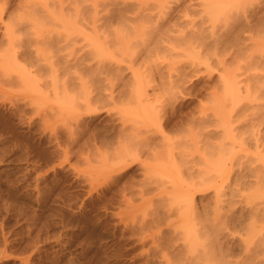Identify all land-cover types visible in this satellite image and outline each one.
I'll return each instance as SVG.
<instances>
[{"label":"rangeland","instance_id":"rangeland-1","mask_svg":"<svg viewBox=\"0 0 264 264\" xmlns=\"http://www.w3.org/2000/svg\"><path fill=\"white\" fill-rule=\"evenodd\" d=\"M6 1H8V2L6 3ZM18 1H20L19 2L20 5H18ZM18 1L16 3V0H0V8H2L4 12H6V13L2 12V14H0V25H1L0 26V38H1L0 39V45H1L0 50H3V49L6 50V51L4 50V52L0 51L1 52L0 54H2V53L5 55L7 54V56L10 55V57H11V62L9 63V66H8L9 68L7 67V71L9 73H7L6 70L3 68L0 69V264H168V263L169 264H179V263L182 264V262L183 261L185 262V260H186V259H184L185 258L184 254L188 251H186L185 247H184L185 249H183V247L181 246L184 243L182 240V233L180 234V230H179V228L181 227L182 224H180L177 221L179 217H177L175 219V222H174V217L178 216L175 213L176 212L175 210L178 209V211H177V213H178V212H180V210L182 208H180V205H179L180 210H179V208H176V207L174 209V207H173L174 205H172V204H174L175 198H173L174 195L172 196V193H174L175 189L170 187L171 186L170 185L169 187L172 190V191H170V188L168 187V185L171 184L172 181L169 182L170 180L168 181V178H166V177H169V175H168L169 173L167 174V171L164 172L162 170V172H163L162 174L168 175V176L162 175L161 174V168L166 170V167H167V170L169 172V170L171 169V167H169V164H170L169 162H172L174 160L173 162L175 164L174 165L170 164V165H172V167L175 166L173 168H175L176 170L171 169L170 172L172 174L175 173V175L173 174L169 178L171 180H173L172 176H174V179H175V176H177V177L179 176L180 178L178 177L177 179H179V181H180L179 183H180V185H182V188H184V187L187 188V185L189 186L188 183H190V185L194 184V183L198 184L199 177L197 178V176H196V175H198V173L196 175H194L195 174L194 171L196 172V170H197V172H198V169L200 168L199 173L202 172L201 170L204 169V167H202V169H201V167L199 165H202L204 161L202 159L203 156H200V155L202 152L204 154L206 151L209 153V151L207 150L208 148L204 147V146H208L209 144L203 145V144L199 143V142H203V141H205V139H207V138H204L202 141V138H201V135L199 132H201V131L202 132L203 131L208 132V130L213 132V131H215L214 129L217 126L214 127L215 121L213 122V124H209L206 122H205V124H203V123L198 124L197 120L194 122H193V120H194V118L197 119L196 117H198L200 115L199 113H203L202 112L203 110H204V112L206 110L207 111L209 110V108L208 109H205V108L202 109L201 106L204 103L205 104L202 107L208 106V104L210 103L209 98L211 100L214 97V96H212V94H214V95L219 94V98L224 97L223 96L224 93H222L223 91H221V89H222L221 82H216L217 80H220V77L218 75L221 73V70H222V72L224 71V73L226 71V74L231 72L233 75V78H232V75H231V78L234 79V77H235V79L237 80V81L236 80L235 81L238 82V84L235 86H236V88L238 87L237 90L239 92H237L238 94L235 92L236 93L235 95H237V96L234 95V97H236L237 99L236 98H233V99H236L237 101L240 100L239 101L240 103L235 102L236 100H234V101L229 100L228 103L231 106H228V109L226 108L225 109L226 111L225 110L224 111L227 113V115L228 114H230V115H228V116L226 115V117L224 115L223 117L224 118L230 117L229 118L230 121H227V119H224V122H225V120L227 123L232 121L231 124L228 123V124H230V126H228V127L229 128L232 127V130H235L238 132H240L242 129V132L246 130L247 132L246 131L245 132L247 134L249 132H250V134H252L253 132H255V133L260 132L262 134V131H264V127H263L264 126V124H263V122H264L263 121L264 120V106L262 107V105L264 104V99H262V98H264V94H263L264 93V90H263L264 87L261 88L264 85V83H263L264 82L263 81L264 80V38H263V36L260 37L261 40L259 38V36L262 35L261 33L264 32V29H262V26L264 27V25L258 23L257 20H255V22H252V24L254 23L255 26H253L254 24L253 25L251 24V26L249 25L250 31H251V29L257 31V32L254 31L252 33V31L251 32L249 31V27H247L248 25L246 24V22L243 24L244 21H247L250 19L249 16H246L247 14L251 15L252 11L264 9V5L262 3L264 1L263 0H260V1L259 0H257V1L251 0L250 2H248L249 1L248 0L247 3H248L249 8L247 6V3H243L238 7L240 8L242 5L247 6L248 10L247 9L246 10L249 11V13L246 12V10H245L244 14H241V13H243L244 8H246V7L239 9L240 11L236 10V8L234 7L228 11V12H230L233 10V12H231L232 14L231 13L227 14V12H225V14H227V15L224 14L225 16L222 15L221 17H219V19L217 18L218 21L215 20V24H214L213 20H212L213 23H211L212 21H205V20H208V19H206L207 18L206 14L200 13L201 15H198L199 14V12H198L199 8L203 7L197 3L198 0H122V1L128 2L127 3L128 10L126 8L125 13L123 12L125 15L123 14L122 18L118 19V21L116 20V18L115 19L110 18L108 23L112 22L111 23L112 25H110V23H109L108 26H106L105 30H104V35L107 36V38L108 37L110 38V36H111V38H113L116 31H118V33H119L122 30L121 33L124 34V32H125V34H124L125 36L130 31L129 32L130 34L128 33L129 35H127L129 37L127 38V36H126V40H130V41H128L129 45L131 44L129 46V49H128L129 51L127 52V50H126L124 52V54H122V53L117 54V52L115 53L114 51L111 52V54H113V57L116 59V61H118V62H116V64L118 66H115L118 68H114V69L112 68L114 72L110 68L107 69V67L105 69L103 68V70L102 69L99 71L96 70V72H95V70L93 69V68H95L94 65H96V69L99 66L98 64H94L95 63L94 61H96V59L92 60L93 56L91 54H86V52H84L83 50H82L83 51L82 52L81 49L78 47L73 48V50H70V48H68V49H65L67 51L60 50V49L57 51V49H55L54 48L55 46L53 45L54 47L52 49H53V52H55V54L54 53L52 54V51L51 52L49 51V50H51L52 43L50 45L47 44V42L49 43V40H50L49 37H51V35H53L52 37H55L54 34H51V33H47V34L46 33H43V34L40 33V34L35 35V34L30 33V32L27 33L26 31H24V32L20 31V33H19V31H17L19 34L17 32H15V34L17 33L16 37H14V35H15L14 32H13L14 35L13 34L11 35V36H13V38L11 36L8 37V35L4 34V33H6L5 25H8V24H6L4 22H6V21L8 22V20H9V22H8L9 24L11 22L13 23V20L15 19V17L17 18L16 15H18L16 9L18 10V8L23 5V2H28L29 0H24V1L18 0ZM111 1H113V0H109L108 2L111 3ZM116 1L122 2L121 0H116ZM254 1H255V3L258 1L262 3L261 6H259L260 3L258 4L259 9L256 8L258 6H257V3H256V5H255V3H253ZM10 2H12V4H10ZM14 2H15V4H13ZM244 2H246V0ZM30 3H31V1H30ZM189 6H191V7H189ZM251 6H254V7H251ZM30 7L32 8L33 6L31 5ZM133 7H135V8H133ZM250 7H251V10H249ZM260 7H262V8L260 9ZM201 9L199 11H201ZM252 9H254V10H252ZM10 11L11 12L13 11V13H11ZM19 11H20V9H19ZM234 11H237V12H234ZM137 13H139V14H137ZM10 14L14 17V19L12 16H10ZM235 14L239 15V16L243 15L244 18H243V16L242 17L240 16V19H239V18H237V16ZM7 15L9 18L7 17ZM137 15H139L140 18H138L139 16H137ZM231 15L232 16L235 15L236 19L234 16H233V18H234L233 19ZM2 16H4V17H2ZM200 16H202V18H204L205 20L204 19L202 20V18ZM11 17H12V19H11ZM143 17H145V19H143ZM7 18H8V20H6ZM246 18H247V20H245ZM3 19H4V21H3ZM137 19L138 20L140 19V21L142 19V23H140L139 26L140 27H142V25L145 26V27H143V29L142 28L140 29V27L138 29V26H133V24L134 25H136V23L139 24L140 21H138ZM237 19H239L238 22L242 21L241 22L242 24H240V22L239 23L236 22ZM124 21H126V22L123 24ZM127 21H128V23H127ZM134 21H135V23H134ZM115 23H116V25H113ZM126 23H127V25H129V23H130V26L127 27V25H125ZM210 23H211V25L212 24H214V25L211 26ZM234 23L236 25H238L239 27H242L243 32L239 33L240 34L239 36H241V34H242L241 37H245V43H243V44L239 43V42L236 43L237 40L234 37H232V34H234V32H232V29H231V31L228 29V27L229 28L236 27V25ZM223 24L225 26H223ZM160 25H162V26H160ZM229 25H231V26H229ZM245 25H247V26L244 29ZM257 25H259V27H261L260 31H258ZM115 27L116 28L119 27V28L115 29ZM253 27H256V28H253ZM113 28H114V30H113ZM120 28H123V29L120 30ZM126 28H127V30H126ZM129 28H130V30H129ZM135 28H137V29H136L135 34H134ZM246 28L248 29L249 32H247ZM138 30H139V32L143 31L140 34V36H139V34H136V33H139V32H137ZM131 31H133V32H131ZM244 32H246V33H244ZM258 32L260 33V35ZM256 33L258 35H256ZM112 34H113V36H112ZM1 35H2V37H1ZM246 35H247V38H246ZM251 35L256 36V38L254 36L253 41H252L253 37ZM20 36H21V39H18L17 37H20ZM8 38L10 41L8 40ZM15 38H16V40H14ZM24 38L27 40H25ZM232 38L235 40H233ZM246 39L247 40L251 39V41H249V40L246 41ZM258 40H259V42L261 41L260 44L257 43ZM17 41L19 43H17ZM28 41H29V43H28ZM252 42H253V44H252ZM44 43L47 45V47ZM244 44H246V46H248L250 44L249 45L250 47L248 46L246 49V46H244ZM5 45L7 46V48ZM9 45H10V47H9ZM186 46H188V48ZM25 47H26V50H25ZM48 47H50V48H48ZM27 49L29 51L32 50L34 52L36 50H40V49L41 50L47 49L48 51H46V54H47V52H48V55H49V52L52 54V56L54 58V62L52 64L53 69H51V72H49V74H48V72H46V74H45V72H38L37 66L32 59L33 56H32V54H29V51ZM186 49L187 50L189 49L191 52L186 51ZM191 49L196 50L197 54L192 52ZM24 50L27 51V53ZM7 51H8V53H7ZM197 51H199V53ZM188 52H190V53H188ZM23 53H26L29 56H27L26 54H25L26 55L25 56ZM3 54H2V56H3ZM59 54L62 55L60 58L61 61L60 60L57 61L58 58L55 60L56 57L60 56ZM63 54H65V55H63ZM190 54H191V56H190ZM199 54L201 57L199 56ZM204 54L206 55V58H207V59H205V61L207 60L208 62L204 61V57H205ZM192 55H193V58H192ZM15 56L17 57L18 60L16 59ZM202 56H203V60L200 59V58H202ZM20 57H22V58H20ZM194 57H195V59H196V57L197 58L200 57L199 58L200 60L199 59L195 60ZM27 58L28 59L31 58V59L28 60ZM63 58L66 60H64ZM187 58H189V59L187 60ZM191 59L195 60V63H194V61L191 62L190 61ZM76 60H77V62H75ZM56 61L58 64L56 63ZM88 61H91V62H88ZM188 61H189L190 65H187ZM200 61H201V63H200ZM92 62H93V64H92ZM55 63L57 64V66ZM192 63H194V64H192ZM196 63H198V64L196 65ZM205 63H208V65ZM87 64H88V66H87ZM113 64L114 63H112V66L114 67L115 64L114 65ZM77 65H81L82 67L86 66L85 68L87 70L89 67V70H88L89 72H90V70L92 71V69H93V71L95 73H97V71H98V74L100 73V71L106 70V71L101 73L102 75L101 74H99V75L94 74L93 71H92V73L90 72L91 73L90 76H92L94 74V77H96V78L98 77L99 79H101V80H98L100 83L97 84L96 86L94 85L95 83L93 84L95 86V89H94V86L92 84H91L92 86H90L89 85L90 83H87V84L85 83V82H87L85 80L87 78H89L87 76V74L89 75V73L86 71L85 68L83 69L81 66H79L80 67V69H79V67ZM90 65H92L93 67H91ZM182 66L184 68L183 70H182ZM32 67H34V68H32ZM165 67H166V69H165ZM61 68H63V70ZM119 68H120V70H119ZM126 68H127V70H126ZM160 68H162L161 71H159ZM195 68H197V71ZM74 69H75V71H74ZM109 69H110V71H112L111 73L109 72ZM116 69H117V71L119 70L117 73L115 71ZM136 69H138L139 72L144 71L143 75L145 77L142 76L144 78L143 79L144 81L148 75H150L149 79H151V80L154 79L155 83L161 84L165 80L163 85L158 84V87L162 86V88H163V89L160 87H159V89L157 88L159 90L160 94H161L162 90H165V88L167 89L164 91L165 93L162 92L161 96H159L160 94L157 93L158 91H156L157 96L154 97L156 99L153 102V103H155L153 106H157V108L154 107L153 112L156 111V113H158L161 109H163V110L160 111V113H158V114L154 113V116L156 115L155 116V119H156L155 120L156 121L155 126H154V124L150 125L149 126L150 130L147 129V130H149L148 131L149 134H147L148 132L145 133V134H147L146 137L148 136L147 137L148 139L145 138V135L143 132L144 130L142 128L143 126L141 127L142 129H140L139 127L141 125H138V124L135 125L134 122L131 123L130 120H129L130 122H128L127 121L128 119H126V122H124L125 124L123 123L122 119L124 117L122 116L121 112L123 113L124 110L122 109L121 106H123L124 104H122L121 100L116 99L117 95L119 94V92H118L119 86L121 87L120 84H122L121 82L123 80H126L125 78L130 79L131 71L136 70ZM194 69L196 72L194 71ZM70 70H71V72H70ZM77 70H79V71H77ZM83 70H85L87 74L85 73V71L82 72ZM228 70H229V72H228ZM25 71H27V72L29 71L30 73H27ZM122 71H123V73H122ZM158 71L160 74L158 73ZM166 71L168 73H166ZM178 71H179V73H178ZM183 71H185V72L183 73ZM3 72H5L6 75L10 74L9 77H7L8 75L6 76L5 73H3ZM21 72H23V76H24V74H26L27 77L29 76V79L31 81H33V79L35 80V78H36L37 84L33 85L34 88L32 87L33 90L34 89H36V90L29 91L28 90L29 88L27 86H25L24 84H22V85L20 84V82L22 83V81H20L21 78H19L22 76ZM31 72H32V75H28V74H31ZM65 72L67 75L65 74ZM69 72L71 75L69 74ZM75 72H77V73H75ZM81 72H82V74H81ZM163 72H165L164 75H166V74H170V75L164 76L165 79H163V77L161 78ZM197 72H198V74H197ZM19 73H21V76H18ZM60 73H62V75H64L65 77L62 76ZM119 73L121 74V76L119 75ZM182 73L184 75H182ZM186 73L187 74L189 73L188 78H187ZM54 74L58 75V79L59 80L61 79L60 80L61 82H58L59 80L56 81L57 79H55V78H57V76H55V78L52 81H54V84H56V86L57 87L59 86L60 88H61L62 84H64L63 82H67V81L73 82L74 81V82H76V84L77 83L79 84L78 80H80V82H82L83 80L85 81L83 84H84V88L86 87L85 88L86 94L85 93L84 94L79 93V94H77L78 96L75 94V97H73V99L74 98H78V99L77 100L74 99L75 101L71 102L70 108L68 106V109H67L68 112H66V113L63 112L64 110L67 111L66 107L63 108L61 106V104H59L60 101L59 100L57 101L56 98L54 101H53V98H51L52 96L55 97L53 95V92H52L53 91L52 86H55V85H53L51 82V79L53 78V77H51V75L54 76ZM114 74L115 75L117 74L116 75L117 78L115 77ZM151 74H153V77H152L153 79L151 78ZM222 74L223 73H221L220 75H222ZM60 75H61V78H60ZM80 75H81V78L78 77ZM84 75H86L87 78H85ZM31 76H35V78L32 77L33 78L32 79ZM83 76L85 79L83 78ZM119 76L121 77V80L123 79L122 81L120 80ZM169 76H171V77H169ZM175 76H177L178 79H176L177 77H175ZM181 76H184V77L182 78ZM12 77L14 80L11 79ZM70 77H72L73 79ZM172 77L174 78L173 80H172ZM62 78L63 79L66 78L68 80L63 81ZM69 78H70V80H69ZM77 78H80V79H77ZM96 78H94V80ZM106 79H108V80H106ZM114 79L115 80L118 79L119 81L118 80L114 81ZM147 79H148V77H147ZM160 79L162 80V82L160 81ZM211 79H213V80H211ZM16 80H18V82ZM94 80L92 79V82H95ZM167 80H170L171 84H173V83L176 84V82H177V84L175 86H174V84L173 85L167 84L168 85L167 86L166 85V83H168ZM214 80H215V82H214ZM109 81H112V82H110V84H109ZM33 82H35V81H33ZM33 82H31V83H33ZM58 83H60V84H58ZM103 83L106 84L105 87L106 86H108V87L105 88ZM113 83H117V84H113ZM145 83H146V81H145ZM147 83H149V81H147ZM147 83H146V86L148 87L149 84L147 85ZM150 83H152V84H150L151 86L154 85V83L152 81H150ZM179 83H180V85H179ZM218 83H219V86H217ZM29 84H30V82H29ZM170 85H171V87H170ZM212 85H213V87H212ZM151 86L148 87V90H147L148 92L151 91L150 90V89H152ZM163 86H165V88ZM87 87L89 89V92H88ZM219 87H220V89H218ZM246 87L247 88L249 87L250 93L249 92L248 93L250 95H251V93L252 94L255 93L254 95L256 97V95L258 94L257 97L259 99H262L263 101L254 100L256 98L253 95L250 96V98L253 96L251 99L249 97L246 98L245 97L246 94H245L244 97L246 98V100L250 99V101L247 100L249 105L248 104L242 105V104L247 103V102H245L246 100H244V101L241 100V99H243V96H241V95L242 94L244 95V93H246L244 91V89ZM38 88L40 89V92H39ZM98 88H100L99 89L100 91L98 90ZM112 88H114V89H112ZM247 88H246V90H247ZM107 89L109 90V92ZM125 89H127V87ZM95 90H97V91H95ZM116 90L118 92L117 94H116V92H113ZM110 91L113 93V96L115 95V97H113V100L108 98L107 99L108 101H105L106 100L105 97H107L106 96L107 93L110 94ZM32 92H34V93H32ZM100 92H101V94L105 93V92L106 93L102 94L103 96H101V94H99ZM215 92L217 94H215ZM87 93H91L90 96H88V99L90 102L89 104L87 103L88 99L85 98V96L87 97V95H89ZM50 94H52V95H50ZM249 94H247V95H249ZM80 95H81V97L79 98ZM83 95H84V97L82 99ZM93 95H95V96L93 97ZM46 96H48V97L46 98ZM91 97L94 98V101H93V99H91L92 101L90 100ZM50 98H51V100H50ZM100 98L102 99V101L100 100ZM252 99L255 102L251 101ZM115 101L118 102L120 105L121 104L122 105L120 106L118 103H117L118 105L116 103H113ZM124 101L125 100H123V102ZM256 101H259V103L261 102L260 105H258V102L256 103ZM231 102H232V104H231ZM235 103L239 104V106L237 104V106H238L237 108H235V106H234ZM252 103H254V105L256 103L260 107L257 108L256 107L257 105L252 106ZM105 104H107V107ZM58 105H60V106H58ZM241 105H242V107L243 106L244 107L242 108ZM96 106H97V108H96ZM100 106H102V107H100ZM225 106H227V104L224 105V107ZM251 107H254V108L256 107V108L254 109ZM101 108H104V109H101ZM117 108H119V110ZM155 108L159 109V111L155 110ZM198 108L201 109L202 111L201 110L199 111ZM229 108H231L232 110L231 109L229 110ZM233 108H235V109H233ZM56 109H59V110H56ZM60 109L63 110L62 111L63 113L60 112ZM109 109H111V110L109 111ZM120 110H122V111L120 112ZM56 111H59V112H56ZM207 111H206V113L210 112V110H209V112H207ZM228 111H230V112H228ZM161 112H163V113L161 114ZM169 116H171V117H169ZM158 117H161V120ZM206 117H208V116H206ZM221 117H219V118H221ZM125 118H126V116H125ZM123 120L125 121V119H123ZM168 120H169V122H168ZM121 121H122V123H119ZM176 121H177V123H176ZM216 122H217V120H216ZM221 122H223V121L221 120ZM129 123H130V125H129ZM123 124H124V126H123ZM160 124H162V125H160ZM175 124L177 125L176 127H178V128L174 127ZM217 124H219V123L217 122ZM196 125L199 128H197ZM201 125H203V127H201ZM132 126H133V128H132ZM135 126H136V128H137V126H139L138 128L140 130L136 129ZM159 126L161 128L164 127L163 128L164 131H161V132H163V134L165 133L168 135V136H165V134H164V136L166 138L163 136V139L165 138L164 139L165 141L162 139L163 134H161V132H159V130H157V129H160ZM219 126H221V125H219ZM249 127H251L250 130H249ZM118 128H119V130H118ZM217 128H220V127H217ZM217 128H216V130H217ZM222 128L223 127L221 126L220 130H222ZM225 128H227V127H225ZM235 128H237V129H235ZM124 129L126 131H124ZM134 129H136V130H134ZM251 129H254V130L252 131ZM130 130L131 131L133 130L132 136H130ZM160 130H162V129H160ZM165 130L167 133L165 132ZM197 130H198V132H197ZM229 130H231V128ZM122 131L125 133H122ZM135 131L141 134L138 137V139H139V142L142 143V145H141V143L137 144L138 141L134 142V146L133 145H130V146H132L131 148H133V149H135V147H136L135 150H137V151H134L133 149H129V150H131V151H129L130 153L127 151L129 153V155L133 151L135 155L133 156V152H132L131 156H133V158L135 157V159H132L131 156H130V159H128L129 157L127 155H126L127 157L125 156L126 157V159H125V157L122 156L124 158V159H122L123 161L121 162V160H120V163L117 164L116 162H119V160L117 158H119L121 156L114 157L112 154V152H113L112 150L113 149L117 150L115 148H118V146H123V143L127 144L128 142H125V140L128 138V136L133 137V139H134V137L136 135V139H137L138 133H136ZM139 131H141L143 134ZM150 131H151V133H150ZM154 131L156 133H154ZM251 131H252V133H251ZM127 132H129V133H127ZM192 132L194 134H191ZM245 132H243V133H245ZM159 133H160V135H159ZM123 134H125V135H123ZM152 134H153V136H152ZM190 134L193 137L190 136ZM247 134H246V138H247ZM154 135L157 137V138L156 137L155 138L159 139L160 142L154 138ZM157 135H159V136H157ZM125 136H126V138H125ZM141 136L142 137L144 136L143 140H142ZM243 136L245 137V135H243ZM220 137H222V136H219L217 139V137L215 136L214 138L217 139V142H215L216 139L214 140V138H213L212 143L216 144L218 142L219 143L221 142L220 144L223 143V147H224L226 145L225 142L227 143V140L225 138H223L224 136L222 137L223 139H219ZM248 137H249V134H248ZM118 138L121 140H118ZM152 138H154L153 141H152ZM128 139H132V138H128ZM146 140H149V141H146ZM161 140H163V141H161ZM166 140H167V142H166ZM208 140H211V139H208ZM208 140H206L205 142H207ZM218 140H220V141H218ZM119 141H121V143L123 142L122 145ZM150 141H152L153 143ZM155 141H157L158 143ZM192 141H193L194 145H193ZM117 142L120 143V145ZM154 142H155V144H154ZM162 142H164L165 144ZM209 142L211 143V141H208V143ZM228 142H229V140H228ZM108 143H110V144H108ZM130 143L132 144V142H130ZM196 143H199L200 145H198ZM111 144H112V146H111ZM159 144H163L164 147L166 144H168V148L167 147L164 148L163 145H162V147H157V146H159ZM143 145H145V147L143 148L144 152L142 153L141 147H143ZM192 145L194 146L195 151L197 152L195 154L192 153V152H194ZM196 145L198 147H196ZM250 145L251 144L247 145L248 148L245 145V147L249 150H247L245 148L243 149L244 151L246 150V152L249 151V152H247L248 154L246 152H244L241 148H240L241 150L239 149L240 153H241L240 154L238 147H237V149L235 147L233 151L231 149H230L231 151H228L229 150L228 148H227L228 150H225L226 146L223 149V148H221L222 145L221 146L219 145L220 146L219 148L221 149L220 152L223 150L227 151V152H224V153H227V155L223 154L225 156L224 160L225 161L227 160L225 165H224L225 168H226V166H230V165L233 166L235 164V160L237 162L236 165L240 164L239 166L237 165L238 167H240V170H238L239 169L238 167H236V168H232V167L229 168L228 167L225 170V171H227V169L228 170L232 169L233 172L227 171L228 174L231 173L229 175L230 177L228 176L229 177L228 183H230V184H228V185L225 184L226 187L229 186V188H228L229 190L228 189L226 190V187L224 186V188L222 190L223 193L220 194L221 197L219 195L217 197L219 200L218 203L220 202L219 205L221 204L220 207H218L219 210H217V212L219 211V215L220 214L222 215V213L224 211L222 217H224L225 215L227 216V213L229 211H230L229 212V214H230L232 210L233 211L237 210V212L239 210H241L240 207L243 208L244 204H242V203H244V202H241L240 200L243 199V196L245 194H246V196H244L245 199H243V201L246 200V198H248L249 194L251 195V197L249 196L250 199L248 201H250L252 198L255 201L256 200L255 198H257V197H254L253 194H251L252 192H250L248 194V192L250 190L249 191L246 190V188H245V187H247L246 183H243L246 186L241 184L240 182L243 181L242 180L243 178L239 179V176H238V175H241V176L245 175L246 171L249 168L251 170L253 169L252 167L255 165L254 163H256V164L258 163L256 161L257 158H255L256 153L252 154V152H256V150H254V148H252L253 146L251 147ZM110 147H112V148H110ZM137 147H138V149L140 147L141 151L138 150ZM227 147H229V146H227ZM127 148H128V146H127ZM145 148H146V150H145ZM153 148L156 150V153H158L157 155H160V157L163 156V158H165L164 156H166V158H165L166 161L162 158V160L164 161V162L162 161V163L164 165L167 163V165L163 166V164L160 161L161 158H159L157 155H155V153H153V152H155V150ZM197 148H201V149H199L200 152L197 151ZM202 148L205 150L202 151ZM122 149H120V150H122ZM190 149L193 151L191 152ZM148 150H149V154H148ZM151 150H152V153H151ZM188 150H190V153ZM252 150H254V151H252ZM168 151H171L170 155H169L170 157H171V155H175L177 157H175V158H173V160H171L172 158L170 159L169 156L165 155V154H168ZM138 152H141V153L139 154ZM230 152H232V153H230ZM233 152L236 153L234 156H233ZM109 153L112 154V157L109 156L110 155ZM115 153H116V151H115ZM115 153H114V155H116ZM117 153L119 154V152H117ZM137 153H138V156H137ZM145 153H146V155H145ZM206 153H205V155H206ZM221 153H223V152H221ZM228 153H230V155L231 154L232 155L228 156L229 155ZM237 153H239V154H237ZM243 153L246 154L247 156L250 155L251 159H250V157H248V160H246L247 158L244 157L246 155L243 156ZM141 154H143V155H141ZM147 154L149 155V157ZM154 155L157 156L156 158L157 159L159 158L160 160L158 159V160L154 161V157H155ZM236 155L237 156L239 155L240 157H237ZM241 155L243 156V158H245V161L246 162L249 161L250 164L246 163L243 160ZM136 156L138 158L143 157V159L140 158V160L142 162L145 160L147 162H149V163L144 162L143 164H145V165L149 164L151 167L147 166L149 168L148 169V168H146V166L144 167L143 165H141L140 160ZM191 156L193 158L195 157L194 159H196V160H194ZM113 157L116 158L117 160H115ZM172 157H174V156H172ZM210 157H213V155H211ZM234 157H236V158L234 159ZM252 157H253V160H252ZM198 158H199V160H198ZM205 158H208V157H205ZM151 159H153V160H151ZM176 160H177V162H176ZM250 160H252V161L255 160V161L250 162ZM158 161H160V162H158ZM192 161L196 166L192 163ZM197 161H201V162H199V164H197ZM240 162L242 163V165ZM200 163H202V164H200ZM246 164L247 165L249 164V165L247 166ZM236 165H234V166H236ZM198 166H199V168H198ZM256 166H259V165L257 164ZM142 167H144V168H142ZM193 167L194 168L197 167V169L193 170ZM235 169H237L238 171ZM242 169L243 170L247 169L245 171V174H244V171ZM144 171H147L145 174H147L149 179H148V177H146V175L144 176ZM241 171L243 172V174H241L242 173ZM182 173H183V175H180ZM201 174L202 173H200V175H199L200 177H201ZM236 174H237L238 178L236 177ZM181 176H182V179H181ZM146 178L148 179V182L146 181L147 180ZM150 178L153 181H151ZM161 178H165V181L161 180ZM233 178H235V179H233ZM195 179L196 180L198 179L197 182L195 181ZM155 180H156V182H155ZM160 181H162V183L160 185H158V183H160ZM163 181L168 182L167 185H166V183L164 185ZM176 182H178V180ZM181 182L185 183V184L187 183L186 186H185V184L183 185ZM237 182H238V187L236 186ZM145 184H147L146 185L147 187L144 186ZM153 185H155V186L157 185V186L154 187ZM231 185H233L234 187ZM162 187L163 188L166 187V188L163 189ZM235 187L238 191L236 189H234ZM155 188H157V190ZM232 188H233V191H235V190L236 191L233 192ZM143 189L146 193L143 191ZM147 189L151 190V191H148ZM146 190L150 193H148ZM168 190H169V192H172V193H170L171 196H170V194L168 196ZM165 191L167 192V197H166ZM205 191L206 192L201 193L202 191L199 190V192H198L196 190V193L194 196V201H195L194 204L196 203L195 206H197V211L200 214H202L201 209L203 212L204 211L203 209H205L206 207H207L206 208L207 213L208 214L211 213L210 209L212 207L214 209V205H215V204L213 205L214 201H212V200H215V198H213L212 189L209 188ZM139 192H142L143 195ZM231 192H233V193H231ZM147 193H148V195H146ZM138 194H141V195H138ZM225 194H226V196H225ZM144 195H146V196H144ZM198 195H199V197H198ZM139 196H140V198H141V196H143L142 200L139 198ZM230 197L232 198V200L234 202L231 201ZM168 198L171 199L170 202L172 201V204H170L172 206V208H170V210H172V211L168 210L169 208L167 207V204H166L168 201ZM229 198H230V200H228ZM206 199H207L208 203L205 201ZM238 201H240L241 204ZM170 202H168V203H170ZM222 202H224V203H222ZM229 202L230 203L233 202L231 205L234 204V208H236V209L232 208L231 210H228V208H230ZM202 203L206 207L202 206L203 205ZM218 203H217V206H219ZM175 205H177V207H178L177 203ZM182 205H181V207H182ZM226 205H228V206H226ZM162 207L164 209H166V211L164 209L161 210ZM184 207H186V205ZM163 210L167 214H164L165 212ZM169 212H171V214H172V215L170 214L171 218H170ZM149 213L151 216L149 215ZM245 213L247 214V212H245ZM155 214H157V215H155ZM190 214H189V216L191 217L192 214L191 215ZM204 214H206V212ZM204 214H202V216ZM142 215H145V216H142ZM146 215L147 216L149 215V216L146 217ZM141 216L144 217V219H142ZM164 216H166L168 219ZM172 216H173V218H172ZM202 216H201V218H202ZM160 217H162V218L160 219ZM192 217H193V215H192ZM222 217H220L221 220H222ZM246 217H248V215ZM163 218L166 220H163ZM224 218H227V217H224ZM257 218H258V220H260V219H262V216L259 215ZM145 219L147 222L143 221ZM151 219H152V221L149 222ZM246 219L248 221L251 218L250 219L246 218ZM223 220H225V219H223ZM254 220H252L254 227L257 226V224L258 225L261 224V221H258L256 219L257 220V222H256V220L255 221ZM141 221H143V224ZM153 221L156 222L158 225L156 223H154ZM247 221H245L244 224L242 222L240 224L245 225ZM144 222H146V224ZM152 222H153V224H151ZM194 222H196V220ZM223 222L225 223L226 221H223ZM254 222H256V224ZM140 223L143 225V227H141L142 225H139ZM148 223H150V224H148ZM173 223H175V225ZM177 223L180 225V227H178L177 229H174L175 227L178 226V225H176ZM220 223H219V225H220ZM224 223H221V224H224ZM166 224H168V225H166ZM227 224H228V226H227L228 228H229V226L231 227V228H229V229H231V231L234 230V232L236 234L238 233L240 236L242 235L241 237H243V238H244V236H243L244 234H241V233H245V232L248 233V230H247L248 228L246 229L244 227L245 226L249 227V224H247L245 226L242 225L243 227H240L243 231H241V229L237 226L236 222H234V224H236L235 225L236 227L234 225L232 227V225L230 224V221ZM238 224H239V222H238ZM250 224H251V222H250ZM144 225H146V226H144ZM159 225H160V227H159ZM164 225H166L167 227ZM173 225L175 227H172ZM219 225H218V227L221 226V225L220 226ZM147 226L149 228L152 226L151 227L152 229L150 228L151 229L150 230ZM223 226L224 225H222V227ZM239 226H241V225H239ZM222 227H220V228H222ZM259 227L257 226L255 228H259ZM154 228L158 234L156 233L155 230H153ZM251 228H252V226H251ZM166 229H168V230H166ZM171 229H173V230H171ZM161 230H162V232H161ZM174 230H175V232L178 230L176 232L177 234H179L178 236H176L175 232L173 233ZM239 230H240V233H239ZM145 231H147V232H145ZM252 231H253V233H250V234H253L252 235V237H253L255 235L254 232H256L257 230L251 229V232ZM169 232H171L172 235L169 234ZM153 234H155V235H153ZM200 234H202V232H200ZM142 235H143V237H142ZM145 236H146V238H145ZM156 236L157 237L159 236V237L157 238ZM179 236H181V238ZM257 236L258 235L256 233V235L253 238L257 239ZM149 237L151 239H148ZM178 239L182 242L180 243V241ZM249 239L252 240L251 237L250 238L248 237V239H246V237H245V240H249ZM174 240L175 241L177 240L176 241L178 243L177 246H176V243ZM196 241H198V240H196ZM202 242L203 241L200 240V243H202ZM197 243L199 244V242H196V244ZM199 245H201V244H199ZM202 246L197 247L198 250L199 249L201 250V252L203 249ZM178 249H181V250L179 251ZM176 250H178V251H176ZM195 252H196V250H195ZM180 253H181V256L183 255L182 257L180 256ZM165 254H167V256H170V257H168V260L165 259V258H167V256ZM186 255L190 256L189 253H186ZM201 255H203V254L201 253V254H199V256L197 255L198 256L197 258L199 259V261L202 260V258H205V255L203 257ZM199 261H197V262H199ZM203 261H204V259H203ZM166 262H168V263H166ZM184 262H183V264H184Z\"/></svg>","mask_w":264,"mask_h":264},{"label":"bare ground","instance_id":"bare-ground-1","mask_svg":"<svg viewBox=\"0 0 264 264\" xmlns=\"http://www.w3.org/2000/svg\"><path fill=\"white\" fill-rule=\"evenodd\" d=\"M17 1L18 0H16V3H17ZM24 1V0H23ZM22 1V2H23ZM30 1H31V3H30ZM109 0H29L28 2H23V5L22 6H18L19 8H18V10L16 9V11H17V13H18V15H16L17 16V18L15 17V19H14V17L10 14V16H12L13 17V23L11 22L10 24L8 23L9 22V20H8V15H7V19L6 20H8V22L6 21V22H4V23H6V24H8V25H5V31H6V33H4V34H6V35H8V37H10L12 34H13V32H14V34H15V32H17V31H19V33H20V31H26L27 33H32V34H40V33H51V34H54V36L55 37H52L53 35H51V37H49L50 38V40H49V43L47 42V44H51L52 43V46H51V50H49L50 52L52 51V54L54 53L55 54V52H53V47L55 48V49H57V51L60 49V50H65V49H68V48H70V50H73V48H75V47H78V48H80L81 49V51L83 50L84 52H86V54H91L92 56H93V59L92 60H95L96 59V61H94L95 63L94 64H98L99 66H98V68L96 69V65H94L95 66V68H93L94 70H95V72H96V70H103V68L105 69L106 67H107V69L108 68H110V69H114V68H118V67H115V66H118L117 64H116V62H118V61H116V59L113 57V54H111V52L112 51H114L115 53L117 52V54H124V52L127 50V52L129 51L128 49H129V46L131 45H129V43H128V41H130V40H126V36L127 35H129L130 33V31L126 34V36L124 35L125 34V32H124V34L123 33H121L122 32V30L121 29H123V28H120V32L118 33V31H116V33L114 34V37L113 38H111V36H110V38L108 37L107 38V36H105L104 35V30H105V27L106 26H108V24L110 23H108V21L110 20V18H116V20L118 21V19H120V18H122V15L125 13V11H126V8H127V3L128 2H125V1H122V2H120V1H116V0H113V1H111V3L110 2H108ZM245 0H198V4H200L201 6H203V7H201V8H199V10L201 9V11H199L198 10V12H199V14L198 15H201L200 13H204V14H206L207 15V18L206 19H208V20H205L204 18H202V16H200L201 18H202V20L204 19L205 21H214V24H215V20H217L218 21V19H219V17H221L222 15H224L225 14V12H227V14L228 13H231V12H233V10L232 11H230V12H228L229 10H231L232 8H236V10H238V11H240L239 9H241V8H244V7H246V8H244V10H243V13H241V14H244V11L247 9V6H248V3H247V1L248 0H246V2H244ZM251 0H249L248 2H250ZM257 1V0H256ZM260 1V0H259ZM256 2L257 3V6H258V4L260 3V5L259 6H261L262 5V3H263V5H264V2ZM264 1V0H263ZM8 1H6V3H7ZM20 1H18V5H20V3H19ZM191 2V1H190ZM26 3V4H25ZM110 3V4H109ZM137 3V2H136ZM243 3H247V6H241L240 8L238 7V6H240L241 4H243ZM252 3V2H251ZM253 3H255V1L253 2ZM256 3H255V5H256ZM10 4H12V2H10ZM13 4H15V2L13 3ZM25 4V5H24ZM180 4V3H179ZM33 6L32 8L30 7V6ZM187 5V4H186ZM250 5V4H249ZM9 6V5H8ZM259 6L258 7H256V8H258L259 9ZM13 7V6H12ZM17 7V6H16ZM24 7V8H23ZM130 7V6H129ZM189 7H191V6H189ZM196 7V6H195ZM251 7H254V6H251ZM251 7H250V9L249 10H251ZM263 7V6H262ZM262 7H260V9L262 8ZM133 8H135V7H133ZM185 8V7H184ZM183 8V9H184ZM248 8H249V6H248ZM19 9H20V11H19ZM22 9V10H21ZM182 9V8H181ZM188 9V8H187ZM198 9V8H197ZM255 9V8H254ZM254 9H252V10H254ZM10 10V9H9ZM12 10V9H11ZM127 10H128V8H127ZM241 10V11H242ZM248 10V9H247ZM246 10V12H248L249 13V11H247ZM14 11V10H13ZM13 11L11 12V13H13ZM185 11V10H184ZM2 12H4L3 11V9L2 8H0V14H2ZM9 12V11H8ZM21 12V13H20ZM124 12V13H123ZM181 12V11H180ZM195 12V11H194ZM234 12H237V11H234ZM4 13H6V12H4ZM16 13V12H15ZM14 13V14H15ZM178 13V12H177ZM183 13V12H182ZM137 14H139V13H137ZM141 14V13H140ZM148 14V13H147ZM180 14V13H179ZM227 14H225V15H227ZM232 14V13H231ZM238 14V13H237ZM247 14V13H246ZM245 14V15H246ZM251 14V13H250ZM125 15V14H124ZM144 15V14H143ZM142 15V16H143ZM182 15V14H181ZM224 15V16H225ZM236 15V14H235ZM233 15L234 17H235V19H236V16H237V18H239L240 19V16L242 17L243 15ZM15 16V15H14ZM137 16H139V15H137ZM136 16V17H137ZM147 16V15H146ZM232 16V15H231ZM233 16H232V18H233ZM246 16H249L250 17V19L249 20H247V18L245 19V20H247V21H244L243 22V24L246 22V24L248 25H245L244 26V29H245V27L247 26V27H249V25L251 26V24H252V22H255V20H257V22L258 23H260V24H262V25H264V9H261V10H257V11H252V14L251 15H246ZM2 17H4V16H2ZM12 17H11V19H12ZM135 17V16H134ZM206 17V16H205ZM209 17V18H208ZM138 18H140V16L138 17ZM218 18V19H217ZM243 18H244V16H243ZM17 19V20H16ZM132 19V18H131ZM143 19H145V17H143ZM163 19V18H162ZM211 19V20H210ZM222 19V18H221ZM234 19V18H233ZM239 19H237V21L236 22H238V20ZM16 20V21H15ZM112 20V19H111ZM135 20V19H134ZM138 20V19H137ZM3 21H4V19H3ZM136 21V20H135ZM135 21H134V23H135ZM138 21H140V19L138 20ZM137 21V22H138ZM213 21L211 22V23H213ZM126 21H124L123 22V24L125 23ZM240 22V24H242L241 22L242 21H239ZM238 22V23H239ZM256 22V23H257ZM112 23V22H111ZM110 23V25H112ZM119 23V22H118ZM127 23H128V21H127ZM127 23L125 24V25H127ZM140 23H142V19H141V21L139 22V24H137L136 23V25H134L133 24V26H138V29H139V25H140ZM211 23H210V25H211ZM121 24V23H120ZM122 24V25H123ZM214 24H212L211 26H213ZM235 24V23H234ZM254 24V23H253ZM252 24V25H253ZM259 24V25H260ZM3 25V24H2ZM113 25H116V23L115 24H113ZM124 25V26H125ZM132 25V24H131ZM236 25V24H235ZM259 25H257L258 26V31H260V29H261V27H259ZM1 26V25H0ZM121 26V25H120ZM119 26V27H120ZM130 26V23H129V25H127V27H129ZM160 26H162V25H160ZM223 26H225L224 24H223ZM229 26H231V25H229ZM233 26V25H232ZM253 26H255V24L253 25ZM118 27V28H119ZM143 27H145V26H143L142 25V27H140V29L142 28L143 29ZM2 28V27H1ZM108 28V27H107ZM118 28H116L115 27V29H118ZM134 28V27H133ZM252 28V27H251ZM253 28H256V27H253ZM136 29L137 28H135L134 29V34H135V31H136ZM145 29V28H144ZM228 29L231 31V29H232V32H234V34H232V37H234L237 41H236V43L237 42H239V43H245V37H241L242 36V34H241V36H239L240 34L239 33H241V32H243L242 31V27H239L238 25H236V27H232V28H229L228 27ZM247 29V28H246ZM262 29H264V27L262 26ZM108 30V29H107ZM113 30H114V28H113ZM126 30H127V28H126ZM129 30H130V28H129ZM125 31V30H124ZM141 31V30H140ZM245 31V30H244ZM249 31H250V27H249ZM248 31V29H247V32H249ZM251 31H252V33L254 32V31H256V30H252L251 29ZM250 31V32H251ZM131 32H133V31H131ZM137 32H139V30L137 31ZM143 32V31H142ZM142 32H139V33H136V34H139V36H140V34L142 33ZM145 32V31H144ZM257 32V31H256ZM18 33V32H17ZM16 33V34H17ZM18 33V34H19ZM106 33V32H105ZM244 33H246V32H244ZM259 33V32H258ZM3 34V35H4ZM13 34V35H14ZM14 35V37H16L17 35ZM22 34V33H21ZM249 34V33H248ZM262 35H260V33H259V38L261 37V36H263V38H264V32H262L261 33ZM235 35V36H234ZM245 35V34H244ZM243 35V36H244ZM250 35V34H249ZM248 35V36H249ZM253 35V34H252ZM251 35V36H252ZM256 35H258L257 33H256ZM109 36V35H108ZM112 36H113V34H112ZM255 36V35H254ZM254 36H252L253 38H252V41H253V39H254ZM1 37H2V35H1ZM12 38H13V36H11ZM129 36H127V38H128ZM241 37V38H240ZM250 37V36H249ZM18 39H21V36L20 37H17ZM240 38V39H239ZM246 38H247V35H246ZM251 38V37H250ZM255 38H256V36H255ZM1 39V38H0ZM17 39V40H18ZM25 39V38H24ZM30 39V38H29ZM42 39V38H41ZM233 39V38H232ZM231 39V40H232ZM235 39H233V40H235ZM244 39V40H243ZM8 40H9V38H8ZM14 40H16V38L14 39ZM25 40H27V39H25ZM43 40V39H42ZM232 40V41H233ZM249 41H251V39H248ZM247 39H246V41H248ZM256 40V39H255ZM260 40H261V38H260ZM10 41V40H9ZM19 41V40H18ZM17 41V43H19ZM257 41V40H256ZM2 42V41H1ZM12 42V41H11ZM14 42V41H13ZM26 42V41H25ZM32 42V41H31ZM235 42V41H234ZM261 42V41H260ZM260 42H259V40H258V42L257 43H259L260 44ZM28 43H29V41H28ZM256 43V42H255ZM23 44V43H22ZM45 44V43H44ZM248 44V43H247ZM252 44H253V42H252ZM4 45V44H3ZM15 45V44H14ZM46 45V44H45ZM54 45V46H53ZM235 45V44H234ZM250 45V44H249ZM248 45V46H249ZM6 46V45H5ZM13 46V45H12ZM17 46V45H16ZM25 46V45H24ZM244 46H246V44H244ZM248 46H246V49H247V47ZM0 47H1V45H0ZM9 47H10V45H9ZM14 47V46H13ZM46 47H47V45H46ZM187 48H188V46H186ZM250 47V46H249ZM4 48V47H3ZM6 48H7V46H6ZM17 48V47H16ZM24 48V47H23ZM48 48H50V47H48ZM238 48V47H237ZM240 48V47H239ZM13 49V48H12ZM11 49V50H12ZM132 49V48H131ZM4 50L5 49H3V50H0V51H3L4 52ZM17 50V49H16ZM15 50V51H16ZM25 50H26V47H25ZM24 50V51H25ZM28 50V49H27ZM192 50V49H191ZM6 51V50H5ZM18 51V50H17ZM16 51V52H17ZM23 51V52H24ZM29 51V50H28ZM46 51H48L47 49L46 50H36L35 52L34 51H29V54H32V59H33V61L35 62V64H36V66H37V70H38V72H45V74H46V72H48V74H49V72H51V69H53L52 68V64H53V62H54V58H53V56H52V54L49 52V55H48V52H47V54H46ZM56 51V52H57ZM65 51H67V50H65ZM82 51V52H83ZM185 51V50H184ZM186 51H190L189 49L187 50L186 49ZM13 52V51H12ZM26 53H27V51H25ZM126 52V53H127ZM191 52V51H190ZM190 52H188V53H190ZM192 52H194V53H196V50H192ZM198 53H199V51H197ZM1 53V52H0ZM7 53H8V51H7ZM18 53V52H17ZM26 53H23L24 55L26 54ZM59 53V52H58ZM69 53V52H68ZM202 53V52H201ZM3 54V53H2ZM2 54H0L1 56H0V69L1 68H3V69H5L6 70V72L7 73H9L8 71H7V67L9 66V63L11 62V57H10V55L9 56H7V54L5 55V54H3V56H2ZM10 54V53H9ZM16 54V53H15ZM21 54V53H20ZM62 54V53H61ZM192 54V53H191ZM191 54H190V56H191ZM197 54V53H196ZM195 54V55H196ZM206 54V53H205ZM204 54V61H205V59H207L206 58V55ZM23 55V56H24ZM27 56H29L28 54H26ZM25 55V56H26ZM57 55V54H56ZM60 55V54H59ZM63 55H65V54H63ZM194 55V56H195ZM202 55V54H201ZM17 56V55H16ZM15 56V57H16ZM22 56V57H23ZM55 56V55H54ZM61 56L62 55H60V56H58V57H56L55 58V60L58 58V60L57 61H61ZM68 56V55H67ZM189 56V55H188ZM199 56H200V54H199ZM9 57V58H8ZM22 57H20V58H22ZM187 57V56H186ZM201 57V56H200ZM199 57V58H200ZM26 58V57H25ZM70 58V57H69ZM192 58H193V55H192ZM199 58H197L196 57V59H195V57H194V59L195 60H198ZM16 59H17V57H16ZM28 59V58H27ZM29 59H31V58H29ZM28 59V60H29ZM64 59V58H63ZM68 59V58H67ZM115 59V60H114ZM189 58H187V60H188ZM200 59H202L203 60V56H202V58H200ZM199 59V60H200ZM209 59V58H208ZM18 60V59H17ZM21 60V59H20ZM64 60H66V59H64ZM91 60V61H92ZM195 60H193V59H191L190 61L192 62V61H194V63H195ZM27 61V60H26ZM31 61V60H30ZM57 61H56V63H57ZM63 61V60H62ZM91 61H88V62H91ZM66 62V61H65ZM64 62V63H65ZM75 62H77V60L75 61ZM79 62V61H78ZM107 62V63H106ZM190 62V63H191ZM197 62V61H196ZM205 62H208L207 60L205 61ZM55 63V64H56ZM80 63V62H79ZM85 63V62H84ZM104 63V64H103ZM112 63H114L113 65H114V67L112 66ZM188 63V64H187ZM186 64L187 65H190L189 64V61L187 62ZM194 63H192V64H194ZM200 63H201V61H200ZM58 64V63H57ZM57 64H56V66H57ZM77 64V63H76ZM92 64H93V62H92ZM103 64V65H102ZM107 64V65H106ZM198 63H196V65H197ZM205 64H207L208 65V63H205ZM204 64V65H205ZM61 65V64H60ZM71 65V64H70ZM75 65V64H74ZM82 65V64H81ZM81 65H77L78 67L79 66H81ZM186 65V66H187ZM203 65V64H202ZM55 66V67H56ZM73 66V65H72ZM71 66V67H72ZM84 66V65H83ZM87 66H88V64H87ZM91 67H93L92 65H90ZM101 66V67H100ZM121 66V65H120ZM168 66V65H167ZM185 66V65H184ZM54 67V66H53ZM76 67V66H75ZM82 67V66H81ZM86 67V66H85ZM85 67H82L83 69L85 68ZM198 67V66H197ZM9 68V67H8ZM32 68H34V67H32ZM122 68V67H121ZM131 68V67H130ZM171 68V67H170ZM188 68V67H187ZM62 70H63V68H61ZM79 69H80V67H79ZM86 69V68H85ZM93 69H92V71H93ZM110 69H109V72L111 73L112 71H113V69H112V71H110ZM123 69V68H122ZM121 69V70H122ZM161 69L162 68H160V70L159 71H161ZM165 69H166V67H165ZM184 68H183V66H182V70H183ZM196 69V71H197V68H195ZM195 69H194V71H195ZM225 69V68H224ZM57 70V69H56ZM59 70V69H58ZM61 70V71H62ZM88 70H89V67H88ZM87 69H86V71L89 73V75L86 73V71L85 70H83L82 72H84L85 71V73L87 74V76L89 77V78H87L86 77V75H84L85 76V78H87L85 81H87V82H85L83 79V81L82 82H80V80H78L79 81V84L77 83L76 84V82H63V81H66V80H68V79H63L65 76L64 75H62V73H60L62 76H64L62 79H63V83L64 84H62V86H61V88L58 86H56V84H54V81H52L54 78H55V76H57V78H55V79H57L56 81H58L59 79H58V75H55L54 74V76L53 75H51V77H53L52 79H51V82H52V84L53 85H55V86H52L53 87V95L55 96V97H51V98H53V101L55 100V98H56V100L58 101H60V103L59 104H61V106L63 107V108H65L66 107V110L68 109V106H69V108H70V105H71V102L72 101H75V100H77L78 98H74L73 99V97H75V94L77 95V94H84L85 93V88H84V82L87 84V83H90L89 85L90 86H92L94 83V85L96 86L97 84H99L100 82L98 81V80H101V79H99L98 77V79L96 78V77H94V74H98V71H97V73H95L94 71V74L92 75L94 78H96L95 80H94V78L92 77V76H90L91 75V73H92V71L90 70V72L88 71ZM119 70H120V68H119ZM118 70V71H119ZM126 70H127V68H126ZM129 70V69H128ZM138 69H136V70H133V71H131V73H130V79L128 80L127 78H125L126 80H121V74L119 73V77H120V80L122 81H120L122 84H120L121 85V87L119 86V94L117 95V100L119 99V100H121L122 101V104H124L123 106H121L118 102H113V103H118L121 107H122V109L124 110L123 111V113L121 112L122 110H120V112H121V114H122V116L124 117L123 119H125V121L122 119V121H123V123L124 122H126V119H128L127 121L128 122H130L131 121V123L132 122H134V124L135 125H141L140 127L139 126H137V128H136V126H135V128L136 129H142L143 128V132H144V135H145V138H147L146 137V135L147 134H149V126L150 125H153L154 124V126H155V123H156V119H155V116H154V113H156V111L155 112H153L154 110V107H156L157 108V106H153L155 103H153L154 102V100L156 99V98H154V97H156L157 96V94H156V91H158L157 93H159L160 94V92H159V87L160 88H162V86H159L158 87V84L159 83H155V81H154V79L152 78L153 77V74H151V78L153 79V80H151V79H149L150 77V75H148L147 77H148V79H147V77L145 78V81H146V83H147V81H149V83H147V85H148V87L149 86H151L150 84H152V83H150V81H152L153 83H154V85H152L151 87H152V89H150L151 91V93L150 92H148L147 90H148V87L146 86V83H145V81L143 80L144 78L142 77V76H144L143 75V72H139V70L137 71ZM168 70V69H167ZM186 70V69H185ZM188 70V69H187ZM199 70V69H198ZM227 70V69H226ZM36 71V70H35ZM74 71H75V69H74ZM77 71H79V70H77ZM104 71H106V70H104ZM104 71H100V73L99 74H101L102 72H104ZM108 71V70H107ZM116 71V73L118 72L117 71V69L115 70ZM159 71H158V73H159ZM163 71V70H162ZM165 71V70H164ZM195 71V72H196ZM220 71V70H219ZM25 72H27V71H25ZM24 72V73H25ZM70 72H71V70H70ZM70 72H69V74H70ZM82 72H81V74H82ZM114 72V71H113ZM128 72V71H127ZM185 71H183V73H184ZM189 72V71H188ZM192 72V71H191ZM228 72H229V70H228ZM3 73H5V72H3ZM21 73H22V76H21ZM21 73H19V75L18 76H21V77H19V78H21V80L20 81H22V83L20 82V84L22 85V84H24L25 86H27L29 89V91H34V90H36V89H32V87L34 88V84H37V82H36V78H35V76H31V78L33 77V78H35V80L33 79V81H35V82H33V81H31L30 79H29V76L27 77L26 76V74H24V76H23V72H21ZM27 73H30L29 71L27 72ZM75 73H77V72H75ZM122 73H123V71H122ZM125 73V72H124ZM156 73V72H155ZM162 73V72H161ZM166 73H168L167 71H166ZM174 73V72H173ZM178 73H179V71H178ZM182 73V75H184ZM221 73H223L222 75H220ZM221 73L218 75L219 77H220V80H217L216 82H221V87H222V89H221V91H223L222 93H224L223 94V98H219V94L218 95H214V94H212V96H214L213 97V99H211L210 100V98H209V101H210V103L208 104V106H205V107H202L204 104H202V106H201V108L202 109H208L209 108V110H210V112H209V110L207 111V112H209V113H206V111L204 112V110L202 111L201 109H199V111L201 110L203 113H199L200 115L198 116V117H196L197 119H195L194 118V120H193V122L194 121H198V124L199 123H203V124H205V122L206 123H209V124H213V122L215 121L216 122V120H217V122L219 123V124H217V122L215 123L214 122V127H220V128H217V130H216V128L214 129L215 131H213V132H211V131H209L208 130V132H206V131H201V132H199L200 133V135H201V138H202V141H203V139L204 138H207V139H205V141L206 140H208V139H211V140H208V141H211V143L209 142L208 143V141L207 142H205V141H203V142H199L200 144H209L208 146H204L205 148H208L207 150L209 151V153L207 152H205L206 153V155H205V153L203 154V152L201 153V155L200 156H203L202 157V159H203V164L202 163H200V164H202V165H199L200 167H201V169H202V167H204V169H202L201 171L202 172H200V173H202L201 174V177L199 176L200 175V173H199V170H200V168H199V166H198V172H197V170H196V172L194 171V175H196L197 173H198V175H196L197 176V178L199 177V180H198V184H196V183H194V184H191L190 185V183H188L189 184V186L187 185V188L186 187H184V188H182V185H180V181H179V179H177L178 177L177 176H175V179H174V176H172L173 177V180H171L169 177L171 176V175H175V173H171L170 171H171V169H175V168H173V167H175V166H173L172 167V165H174L175 163L173 162L174 160H173V158H175V157H177V156H175V155H171V157L169 156L170 155V152L171 151H168V154H165V155H167V156H169V158L171 159V160H173L172 162H169L170 164H172V165H170L169 164V167H171V169L169 170V172H168V170H167V167H166V170L165 169H162L161 168V174L163 173L162 172V170L164 171V172H166L167 171V174L169 175V177H166V178H168V181L169 182H171V184H169L168 185V187L170 186V187H172V188H174L175 190H174V193H172V192H169V190H168V196H169V194L170 193H172V196L174 195V197L173 198H175L174 199V204H172V201L170 202V198H168V201H167V207L169 208H167L168 210H170V208H172V206L170 205V204H172V205H174L173 207H174V209H175V207L176 208H179V205H180V208H184L183 210L181 209L180 210V208H179V210H180V212H178L177 213V211H178V209L177 210H175L174 212L178 215V216H175L174 217V222H175V219L177 218V217H179L178 218V222L180 223V224H182L181 225V227H180V225L177 223L176 225H178L177 227H175L174 225H175V223H173L174 225L172 226V227H175L174 229H177L178 227H180L179 228V230H180V234L182 233V240H183V245H181L182 247H183V249H185L186 248V251H188V252H186V253H189L190 254V256L189 255H186V253L184 254L185 256V258L184 259H186L185 260V262H184V264H264V131H262V134L260 133V132H258V133H255V132H253L252 133V131L254 130V129H251L252 131H251V133L252 134H250V132L248 133L249 134V137H248V134L245 132V131H243V132H245L246 134H247V138H246V134L245 133H243L242 132V129H241V131L240 132H238V131H235V130H232V127H230L231 128V130H229L230 128L228 127V126H230V124H231V122H228V123H230V124H228L227 122H226V120H225V122H224V119H227V121H230V117L229 118H224L223 116L225 115V117H226V115H227V113L225 112L226 110V108L228 109V106H231L228 102H229V100L230 101H234V100H236L237 98L236 97H234V95L237 93V92H239L237 89H238V87L236 88V86L235 85H237L238 84V82H236L237 80L235 79V77H234V79H232L233 78V75H232V73L230 74V73H227L226 74V71H225V73H224V71L222 72V70H221ZM65 74H66V72H65ZM98 74V75H99ZM104 74V73H103ZM108 74V73H107ZM126 74V73H125ZM160 74V73H159ZM158 74V75H159ZM165 74V72H163V74H162V76H161V78L163 77V79H165V77L164 76H167V75H170V74H166V75H164ZM181 74V73H180ZM189 74V73H188ZM188 74L186 73V75H187V78H188ZM197 74H198V72H197ZM5 75H6V73H5ZM8 75V76H7ZM6 76L7 77H9V75L10 74H7ZM28 75H32V72H31V74H28ZM61 75H60V78H61ZM67 75V74H66ZM71 75V74H70ZM102 75V74H101ZM110 75V74H109ZM113 75V74H112ZM115 75V74H114ZM117 75V74H116ZM115 75V77L117 78V76ZM129 75V74H128ZM172 75V74H171ZM230 77H229V76ZM231 75H232V78H231ZM16 76V75H15ZM84 76H83V78H84ZM106 76V75H105ZM193 76V75H192ZM196 76V75H195ZM11 77V76H10ZM67 77V76H66ZM69 77V76H68ZM78 77H80L81 78V75L80 76H78ZM95 81V82H92V79ZM103 77V76H102ZM110 77V76H109ZM112 77V76H111ZM127 77V76H126ZM129 77V76H128ZM145 77V76H144ZM156 77V76H155ZM160 77V76H159ZM169 77H171V76H169ZM175 77H177V76H175ZM182 78L184 77V76H181ZM17 78V77H16ZM70 78H72V77H70ZM70 78H69V80H70ZM76 78V77H75ZM80 78H77V79H80ZM84 78V79H85ZM104 78V77H103ZM123 78V77H122ZM9 79V78H8ZM11 79H13V77L11 78ZM73 79V78H72ZM91 79V80H90ZM112 79V78H111ZM119 79V78H118ZM118 79H116V80H118ZM174 78L172 77V80H173ZM176 79H178V77L176 78ZM181 79V78H180ZM191 79V78H190ZM14 80V79H13ZM61 80V79H60ZM58 81V82H61V81ZM91 82H90V81ZM106 80H108V79H106ZM105 80V81H106ZM113 80V79H112ZM115 79H114V81H116ZM171 80V79H170ZM170 80H167L168 81V83H166V85L167 84H171V81ZM211 80H213V79H211ZM236 80V81H235ZM17 82H18V80H16ZM15 81V82H16ZM30 82V84H29V82ZM76 81V80H75ZM89 81V82H88ZM104 81V80H103ZM102 81V82H103ZM119 81V80H118ZM160 81L162 82V80L160 79ZM176 81V80H175ZM181 81V80H180ZM264 81V80H263ZM31 82H33V83H31ZM110 82H112V81H109V84H110ZM165 82V80L163 81V83ZM174 82V81H173ZM172 82V83H173ZM214 82H215V80H214ZM56 83V82H55ZM67 83V84H66ZM107 83V82H106ZM119 83V82H118ZM163 83H161V84H159V85H163ZM186 83V82H185ZM184 83V84H185ZM264 83V82H263ZM58 84H60V83H58ZM57 84V85H58ZM83 84V85H82ZM85 84V85H86ZM92 84V85H91ZM102 84V83H101ZM100 84V85H101ZM104 84V83H103ZM113 84H117V83H113ZM174 84V86L177 84V82H176V84L175 83H173ZM173 84H171V85H173ZM182 84V83H181ZM23 85V86H24ZM93 85V86H94ZM105 85L106 84H104V87H105ZM112 85V84H111ZM171 85H170V87H171ZM179 85H180V83H179ZM178 85V86H179ZM214 85V84H213ZM213 85H212V87H213ZM88 86V85H87ZM95 86H94V89H95ZM168 86V85H167ZM166 86V87H167ZM217 86H219V83H218V85ZM239 86V85H238ZM47 87V86H46ZM103 87V86H102ZM106 87H108V86H106ZM105 87V88H106ZM112 87V86H111ZM115 87V86H114ZM127 87V89H125ZM129 87V88H128ZM150 87V88H151ZM164 88H165V86H163ZM173 87V86H172ZM177 87V86H176ZM261 87V86H260ZM264 87V85L261 87V88H263ZM26 88V87H25ZM79 90H78V89ZM97 88V87H96ZM110 88V87H109ZM158 88V89H157ZM169 88V87H168ZM174 88V87H173ZM178 88V87H177ZM180 88V87H179ZM211 88V87H210ZM217 88V87H216ZM241 88V87H240ZM247 88V87H246ZM246 88L244 89V91L246 92V93H244L243 91V93H244V95L242 94L241 96H243V99H241V100H246V98L247 97H249L250 98V96L251 95H253L254 97H255V93L254 94H252L251 93V95L249 94L250 93V89H249V87L247 88V90H246ZM260 88V89H261ZM87 89H88V87H87ZM100 88H98V90H99ZM112 89H114V88H112ZM163 89V88H162ZM175 89V88H174ZM184 89V88H183ZM192 89V88H191ZM218 89H220V87L218 88ZM259 89V90H260ZM38 90H39V92H40V89L38 88ZM46 90V89H45ZM106 90V89H105ZM108 90V89H107ZM111 90V89H110ZM125 90V91H124ZM165 90H167L166 88H165ZM165 90H162V92H164ZM194 90V89H193ZM212 90V89H211ZM210 90V91H211ZM237 90V91H236ZM256 90V89H255ZM254 90V91H255ZM264 90V89H263ZM92 91V90H91ZM95 91H97V90H95ZM100 91V90H99ZM98 91V92H99ZM209 91V92H210ZM213 91V90H212ZM257 91V90H256ZM28 92V91H27ZM38 92V91H37ZM77 92V93H76ZM88 92H89V89H88ZM93 92V91H92ZM91 92V93H92ZM97 92V93H98ZM103 92V91H102ZM108 92H109V90H108ZM113 92H116V94L118 93L117 92V90L116 91H113ZM162 92H161V94H162ZM189 92V91H188ZM196 92V91H195ZM194 92V93H195ZM236 92V93H235ZM249 92V93H248ZM252 92V91H251ZM32 93H34V92H32ZM50 93V92H49ZM48 93V94H49ZM91 93H87V94H89V95H87V97L85 96V98H87L88 99V96H90V94ZM106 93V92H105ZM105 93H102V94H105ZM165 93V92H164ZM212 93V92H211ZM86 94V93H85ZM93 94V93H92ZM99 94H101V92L99 93ZM101 94V96H103ZM127 94V95H126ZM161 94L159 95V96H161ZM188 94V93H187ZM193 94V93H192ZM191 94V95H192ZM215 94H217L216 92H215ZM238 94V93H237ZM245 94H246V96H245ZM247 94H249V95H247ZM264 94V93H263ZM50 95H52V94H50ZM97 95V94H96ZM126 95V96H125ZM211 95V94H210ZM78 96V95H77ZM76 96V97H77ZM95 95H93V97H94ZM100 96V95H99ZM107 97H105L106 98V100L105 101H108L107 99L108 98H110L111 100H113V97H115V95L113 96V93L110 91V94L109 93H107V95H106ZM235 96H237V95H235ZM246 98H245V97ZM252 96V97H253ZM258 94L256 95V99H254V100H261V101H263L262 99H264V98H262V99H259L258 97ZM263 96V95H262ZM48 96H46V98H47ZM81 97V95L79 96V98ZM83 97H84V95L82 96V99H83ZM186 97V96H185ZM194 97V96H193ZM210 97V96H209ZM251 97V98H252ZM260 97V96H259ZM51 98H50V100H51ZM233 98H236V99H233ZM250 98V99H251ZM258 98V99H257ZM91 99H93V101H94V98H90V100ZM96 99V98H95ZM115 99V98H114ZM250 99H247V100H249L250 101ZM32 100V99H31ZM100 100L102 101V99L100 98ZM123 100H125L124 102H123ZM228 100V101H227ZM245 101V102H247L246 104H242V105H247L248 104V101ZM253 99L251 100V101H254ZM86 101V100H85ZM92 101V100H91ZM97 101V100H96ZM240 100H236L235 102H238V103H240L239 102ZM242 101V102H243ZM100 102V101H99ZM127 102V103H126ZM200 102V101H199ZM198 102V103H199ZM226 102V103H225ZM241 102V103H242ZM244 102V103H245ZM255 102V101H254ZM258 102V105H260V103H259V101H256V103ZM57 103V102H56ZM74 103V102H73ZM72 103V104H73ZM87 103L89 104L90 102H89V99L87 100ZM98 103V102H97ZM103 103V102H102ZM153 103V104H152ZM234 103V102H233ZM238 103H235V108H237L238 106H239V104ZM255 103V105H254V103H252V106H256L257 104ZM263 103V102H262ZM94 104V103H93ZM104 104V103H103ZM109 104V103H108ZM117 104V105H118ZM227 104V106H225L224 107V105H226ZM229 104V105H228ZM231 104H232V102H231ZM237 104H238V106H237ZM57 105V104H56ZM74 105V104H73ZM72 105V106H73ZM106 105V107H107V104H105ZM111 105V104H110ZM242 105H241V107H242ZM249 105V104H248ZM256 106L257 108H259L260 106ZM58 106H60V105H58ZM264 106V104L262 105V107ZM100 107H102V106H100ZM110 107V106H109ZM120 107V108H121ZM198 107V106H197ZM244 107V106H243ZM242 107V108H243ZM249 107V106H248ZM255 107V108H256ZM60 108V107H59ZM96 108H97V106H96ZM105 108V107H104ZM104 108H101V109H104ZM155 108V110H158L159 111V109H156ZM235 108H233V109H235ZM251 108H254V107H251ZM254 108V109H255ZM107 109V108H106ZM105 109V110H106ZM118 110H119V108H117ZM231 108H229V110H230ZM56 110H59V109H56ZM97 110V109H96ZM111 109H109V111H110ZM163 109H161L160 111H162ZM225 110V111H224ZM232 110V109H231ZM238 110V109H237ZM63 110H61L60 109V112H62ZM95 111V110H94ZM98 111V110H97ZM160 111L158 112V113H160ZM165 111V110H164ZM56 112H59V111H56ZM63 112H68V110L67 111H63ZM62 112V113H63ZM108 112V111H107ZM119 112V111H118ZM225 112V113H224ZM228 112H230V111H228ZM233 112V111H232ZM61 113V114H62ZM158 113H156V114H158ZM163 112H161V114H162ZM59 114V113H58ZM120 114V115H121ZM125 114V115H124ZM165 114V113H164ZM173 114V113H172ZM171 114V115H172ZM228 115H230V114H228ZM227 115V116H228ZM63 116V115H62ZM121 116V117H122ZM125 116H126V118H125ZM206 116H208V117H206ZM222 116V117H221ZM120 117V118H121ZM168 117V116H167ZM169 117H171V116H169ZM219 117H221V118H219ZM160 120H161V117H158ZM175 118V117H174ZM223 118V119H222ZM119 119V118H118ZM193 119V118H192ZM130 120V121H129ZM164 120V119H163ZM204 120V121H203ZM221 120L224 122H221ZM262 120V119H261ZM122 121L121 122H119V123H122ZM174 121V120H173ZM264 121V120H263ZM165 122V121H164ZM168 122H169V120H168ZM262 122V121H261ZM260 122V123H261ZM176 123H177V121H176ZM125 124V123H124ZM124 124H123V126H124ZM165 124V123H164ZM173 124V123H172ZM171 124V125H172ZM197 124V125H198ZM263 124H264V122H263ZM129 125H130V123H129ZM159 125V124H158ZM160 125H162V124H160ZM174 125V124H173ZM196 125V126H197ZM207 125V124H206ZM219 125H221L223 128H222V130H220L221 129V126H219ZM226 125V126H225ZM126 126V125H125ZM143 126V127H142ZM177 125L175 124V126L174 127H176ZM200 126V125H199ZM213 126V125H212ZM262 126V125H261ZM120 127V126H119ZM131 127V126H130ZM129 127V128H130ZM139 127V128H138ZM142 127V128H141ZM160 127V126H159ZM170 127V126H169ZM201 127H203V125H201ZM200 127V128H201ZM225 127H227V128H225ZM264 127V126H263ZM127 128V127H126ZM132 128H133V126H132ZM163 128L164 127H160V129H162V130H160V129H157V130H159V132H161V131H164L163 130ZM176 128H178V127H176ZM197 128H199L198 126H197ZM208 128V127H207ZM211 128V127H210ZM225 128V129H224ZM239 128V127H238ZM250 128L251 127H249V130H250ZM261 128V127H260ZM136 129H134V130H136ZM139 129V130H140ZM147 129H149V130H147ZM153 129V128H152ZM151 129V130H152ZM170 129V128H169ZM202 129V128H201ZM209 129V128H208ZM235 129H237V128H235ZM118 130H119V128H118ZM122 130V129H121ZM177 130V129H176ZM244 130V129H243ZM124 131H126L125 129H124ZM156 131V130H155ZM154 131V133H156ZM169 131V130H168ZM235 131V132H234ZM120 132V131H119ZM136 132V131H135ZM139 132H141V131H139ZM148 132V133H147ZM165 132H166V130H165ZM197 132H198V130H197ZM220 134H218V133ZM122 133H125V132H123L122 131ZM121 133V134H122ZM127 133H129V132H127ZM136 133H138V132H136ZM142 133V132H141ZM145 133H147V134H145ZM150 133H151V131H150ZM153 133V132H152ZM153 133V134H154ZM167 133V132H166ZM132 134H133V130L131 131L130 130V136H132ZM143 134V133H142ZM153 134H152V136H153ZM161 134H163V132H161ZM165 134V133H164ZM164 134L162 135V139H163V136H164ZM191 134H194L193 132L191 133ZM190 134V136H192ZM198 134V133H197ZM218 134V135H217ZM123 135H125V134H123ZM135 135V134H134ZM133 135V136H134ZM141 134L140 133H138V136H137V139H138V137L140 136ZM156 135V134H155ZM154 135V138L156 137ZM159 135H160V133H159ZM159 135H157V136H159ZM243 135H245V137L243 136ZM151 136V137H152ZM165 136H168L167 134H165ZM164 136V137H165ZM217 137V139H218V137L219 136H224L223 138H225L226 140H227V143L225 142V146H226V148H225V146L223 147V143L222 144H220L219 142V144L218 143H212V139L214 138V137ZM124 137V136H123ZM142 137V136H141ZM140 137V138H141ZM193 137V136H192ZM195 137V136H194ZM211 137V138H210ZM222 137H220L219 139H223ZM125 138H126V136H125ZM124 138V139H125ZM128 138H132V139H128ZM128 140L126 139L125 140V142H128L127 144H125V143H123V146H118V148H115V149H117V150H112L114 153H115V151H116V155H114V153L112 152V154H113V156L114 157H118V156H121V157H119V158H117L118 160H119V162H116L117 164H119L120 163V160H121V162L123 161L122 159H124L123 157H125L126 155L129 157L128 159H130V156L132 155V152H131V154L129 155V151H131V150H129V149H133V148H131L132 146H130V145H133L134 146V142H139V139L137 140L136 139V135H135V137H134V139H133V137H129L128 136ZM143 138H144V136L142 137V140H143ZM150 138V137H149ZM154 138H152V141H153V139ZM157 138V137H156ZM155 138V139H156ZM166 138V137H165ZM164 138V139H165ZM123 139V138H122ZM136 139V140H135ZM148 139V138H147ZM163 139V140H164ZM193 139V138H192ZM216 138H214V140H215ZM217 139H216V141L215 142H217ZM118 140H121V139H119L118 138ZM141 140V141H142ZM156 140H158L159 141V139H156ZM163 140H161V141H163ZM228 140H229V142H228ZM113 141V140H112ZM117 141V140H116ZM124 141V140H123ZM146 141H149V140H146ZM152 141H150V142H152ZM165 141V140H164ZM196 141V140H195ZM194 141V142H195ZM218 141H220V140H218ZM110 142V141H109ZM114 142V141H113ZM120 143H121V141H119ZM130 142H132V144L130 143ZM137 142V144H140L141 142H139L138 143ZM149 142V143H150ZM155 142H157V141H155ZM155 142H154V144H155ZM160 142V141H159ZM166 142H167V140H166ZM197 142V141H196ZM214 142V141H213ZM118 143V142H117ZM116 143V144H117ZM120 143H118L119 145H120ZM122 143H121V145H122ZM145 143V142H144ZM148 143V144H149ZM153 143V142H152ZM158 143V142H157ZM162 143H164V142H162ZM192 143H193V141H192ZM199 143H196V144H198V145H200ZM251 144L250 146L252 147V148H254V150H256V152H252V151H254V150H252L251 152H252V154H255L256 155V157L255 158H257L256 159V161L258 162L257 164L259 165V166H256L257 164L256 163H254L253 165L255 166H253L252 168V170L250 169H245V170H243L244 171V174H245V171H246V174L245 175H238L239 176V179H241V178H243L242 180L244 181H242V182H240L241 184H243V183H246V185H247V187H245L246 188V190L247 191H249L248 192V194L250 193V192H252L251 194H253L254 195V197H257V198H255L256 200L254 201L253 200V198L250 200V201H248L250 198H249V196L251 197V195L249 194V196H248V198H246V200H244L243 201V199H245V197L244 196H246V194L243 196V199H241L240 201L241 202H244V203H242V204H244L243 205V208L242 207H240V209L241 210H239L238 212H237V210H235V211H231V213L229 214V212L227 213V216L225 215L224 217H227V218H224V217H222V215H223V213H224V211H223V213H222V215L220 214L219 215V211L217 212V210H219L218 209V207H220V205H219V203H218V195L221 197V193H223L222 192V190H223V188H224V186H225V184L226 185H228V184H230V183H228V181H229V175L231 174H228V172L227 171H232L233 172V170L231 169V170H228L227 169V171H225L226 170V168H230V167H232V168H236V167H238L237 165H236V160H235V164L234 165H236V166H226V168L224 167V165H225V163H226V161L224 160V155L223 154H226L227 155V153H224V152H227V151H225V150H228V151H233L234 150V148L236 147V149H237V147H238V150L241 148L242 150L245 148V149H247L248 148V146L247 145H249V144ZM108 144H110V143H108ZM129 144V145H128ZM146 144V143H145ZM151 144V143H150ZM165 144V143H164ZM169 144V143H168ZM168 144H166L165 145V147H164V145L163 144H159V146H157V147H162V145H163V147L164 148H168ZM136 145V144H135ZM141 145H142V143H141ZM193 145H194V143H193ZM192 145V146H193ZM221 146V148H225V150H223V151H221V152H223V153H221L220 152V146ZM245 145L247 146V148L245 147ZM111 146H112V144H111ZM127 146H128V148H127ZM138 146V145H137ZM140 146V145H139ZM148 146V145H147ZM156 146V145H155ZM227 146H229V147H227ZM109 147V146H108ZM115 147V146H114ZM145 147V145H143V147H141L142 149V153L144 152V150H143V148ZM150 147V146H149ZM148 147V148H149ZM153 147V146H152ZM196 147H198L197 145H196ZM201 147V146H200ZM110 148H112V147H110ZM122 149V150H120V149ZM228 148V149H227ZM120 151H119V150ZM135 149H136V147H135ZM135 149H133L134 151H137V150H135ZM137 149H138V147H137ZM151 149V148H150ZM149 149V150H150ZM154 149V148H153ZM193 149H194V152H192L193 150H191V152L192 153H197L196 151H195V148H194V146H193ZM199 149H201V148H197V151L198 152H200V150ZM219 149V150H218ZM231 149V150H230ZM240 149V150H241ZM138 150H140V147H139V149ZM140 150V151H141ZM145 150H146V148H145ZM149 150H148V154H149ZM155 150V149H154ZM190 150H188L189 151V153H190ZM205 149H203L202 148V151H204ZM240 150H239V153H240ZM247 150H249V149H247ZM251 150V149H250ZM129 153H128V152ZM219 151V152H218ZM244 151V150H243ZM117 152H119V154L117 153ZM236 152V151H235ZM244 152H246V150L244 151ZM247 152H249V151H247ZM246 152V153H247ZM128 153V154H127ZM139 154L141 153V152H138ZM138 153H137V156H138ZM151 153H152V150H151ZM150 153V154H151ZM153 153H155V155H157L158 153H156V150H155V152H153ZM230 153H232V152H230ZM230 153H228L229 155L228 156H231L230 155ZM239 153H237V154H239ZM110 155V157H112V154L111 153H109ZM118 154V155H117ZM147 154V155H148ZM203 154V155H202ZM209 154V155H208ZM213 155V157H210L211 155ZM236 153H234L233 152V156L235 155ZM241 154V153H240ZM248 154V153H247ZM135 154H134V152H133V156H134ZM141 155H143V154H141ZM145 155H146V153H145ZM154 155V156H155ZM190 155V154H189ZM192 155V154H191ZM197 155V154H196ZM244 155H246V154H244L243 153V156ZM123 156V157H122ZM126 156V157H127ZM133 156H131V158L132 159H135V157L133 158ZM136 156V157H137ZM159 158H161V163H162V158H163V156L162 157H160V155H157ZM157 156H155L154 157V161L155 160H158L156 157ZM172 156H174V157H172ZM195 156V155H194ZM199 156V157H200ZM237 156V155H236ZM242 156V155H241ZM243 156H242V158H243ZM247 156V155H246ZM246 156H244L245 158H247L246 160H248V157H250V155H248L247 157ZM113 157V158H114ZM126 157H125V159H126ZM148 157H149V155H148ZM152 157V156H151ZM165 158H166V156H164ZM192 157V156H191ZM205 157H208V158H205ZM215 157V158H214ZM237 157H240L239 155L237 156ZM138 158V157H137ZM136 158V159H137ZM140 158L141 157H139L138 159L140 160ZM153 158V157H152ZM165 158H163L164 160H165ZM193 158V157H192ZM195 158V157H194ZM193 158V159H194ZM197 158V157H196ZM236 157H234V159H235ZM245 158H243V160L245 161ZM115 160H117L116 158H114ZM141 159H143V157L141 158ZM150 159V158H149ZM191 159V158H190ZM189 159V160H190ZM239 159V158H238ZM237 159V160H238ZM250 159H251V157H250ZM138 160V161H139ZM151 160H153V159H151ZM169 160V159H168ZM167 160V161H168ZM192 160V159H191ZM194 160H196V159H194ZM198 160H199V158H198ZM201 160V159H200ZM252 160H253V157H252ZM252 160H250V162L252 161ZM125 161V160H124ZM137 161V160H136ZM160 161H158V162H160ZM166 161V160H165ZM202 161V160H201ZM201 161H197V164H199V162H201ZM225 161V162H224ZM234 161V160H233ZM255 161V160H254ZM254 161H252V162H254ZM142 161L140 160V164L141 165H143L144 167L146 166V168H148L150 165L148 164H143L144 162H146V163H149V162H147L146 160L145 161H143L142 163H141ZM164 162V161H163ZM176 162H177V160H176ZM232 162V161H231ZM246 162V161H245ZM192 163H193V161H192ZM196 163V162H195ZM234 163V162H233ZM241 163V162H240ZM246 163H249V161L248 162H246ZM163 164V163H162ZM194 164V163H193ZM244 164V163H243ZM250 164V163H249ZM248 164V165H249ZM140 165V166H141ZM159 165V164H158ZM165 165H167V163L165 164ZM164 164H163V166H165ZM195 165V164H194ZM241 165H242V163H241ZM247 165V164H246ZM245 165V166H246ZM247 165V166H248ZM148 166V167H147ZM162 166V165H161ZM196 166V165H195ZM251 166V165H250ZM144 167H142V168H144ZM151 167V166H150ZM165 168V167H164ZM239 169L238 170H240V167H238ZM149 169V168H148ZM194 169H197V167L196 168H194L193 167V170ZM146 170V169H145ZM176 170V169H175ZM178 170V169H177ZM235 170H237V169H235ZM237 170V171H238ZM150 171V170H149ZM147 171H144V176L146 175V177H148L147 176V174H145ZM176 172V171H175ZM240 172V171H239ZM242 172V171H241ZM239 174V173H238ZM241 174H243V172L241 173ZM162 175H164V174H162ZM168 175H164V176H168ZM177 175V174H176ZM179 175V174H178ZM180 175H183V173L182 174H180ZM229 176V177H228ZM235 177V176H234ZM236 177H237V174H236ZM235 177V178H236ZM180 178V177H179ZM196 178V177H195ZM235 178H233V179H235ZM238 178V177H237ZM147 179V178H146ZM145 179V180H146ZM148 179H149V177H148ZM148 179L146 180L147 182H148ZM151 179V178H150ZM178 180V182H176L177 180ZM181 179H182V176H181ZM180 179V180H181ZM194 179V178H193ZM161 180H164L165 181V178H161ZM197 180L195 179V181L197 182ZM238 180V179H237ZM144 181V180H143ZM145 181V182H146ZM151 181H153L152 179H151ZM163 181V182H164ZM233 181V180H232ZM240 181V180H239ZM238 181V182H239ZM155 182H156V180H155ZM238 182L236 183V186L238 187ZM162 183V181H160V183H158V185H160ZM165 183H166V185H167V183L168 182H164L163 184L165 185ZM182 183V182H181ZM148 184V183H147ZM147 184H145L144 186H146ZM183 185L185 184V183H182ZM187 184V183H186ZM186 184H185V186H186ZM233 184V183H232ZM149 185V184H148ZM244 185V184H243ZM246 185H244V186H246ZM154 187H156L155 185H153ZM163 186V185H162ZM231 186H233V185H231ZM230 186V187H231ZM147 187V186H146ZM150 187V186H149ZM167 187V186H166ZM165 187V188H166ZM169 187V188H170ZM226 187V186H225ZM234 187V186H233ZM163 188V187H162ZM165 188H163V189H165ZM212 189V191H213V198H215V200H212V201H214L213 202V205H214V209H213V207L210 209V212L211 213H207V210H206V206L203 204L202 206H205L206 208L205 209H203L204 211L202 212V209H201V213L202 214H204L205 212H206V214H204L203 216H202V214H200L198 211H197V206H195V204H194V196H195V193H196V190L199 192V190L200 191H202L201 193H203V192H206L205 190H207V189ZM229 188V186H227L226 187V190ZM243 188V187H242ZM244 188V189H245ZM156 190H157V188H155ZM168 189V188H167ZM234 189H236V187L234 188ZM148 190V189H147ZM146 190V191H147ZM225 190V189H224ZM229 190V189H228ZM237 190V189H236ZM235 190V191H236ZM245 190V191H246ZM143 191H144V189H143ZM148 191H151V190H148ZM147 191V192H148ZM167 191V190H166ZM165 191V192H166ZM170 191H172L171 190V188H170ZM231 191V190H230ZM229 191V192H230ZM232 191H233V188H232ZM235 191H233V192H235ZM238 191V190H237ZM145 192V191H144ZM233 192H231V193H233ZM139 193H141L142 194V192H139ZM146 193V192H145ZM148 193H150V192H148ZM148 193L146 194V195H148ZM152 193V192H151ZM141 194H138V195H141ZM198 194V193H197ZM208 194V193H207ZM206 194V195H207ZM230 194V193H229ZM143 195V194H142ZM146 195H144V196H146ZM210 195V194H209ZM170 196H171V194H170ZM225 196H226V194H225ZM224 196V197H225ZM229 196V195H228ZM231 196V195H230ZM142 197L143 196H141V198H140V196H139V198L142 200ZM166 197H167V192H166ZM198 197H199V195H198ZM203 197V196H202ZM223 197V196H222ZM232 197V196H231ZM230 197V198H231ZM230 198L228 199V200H230ZM200 199V198H199ZM205 199V198H204ZM208 199V198H207ZM207 199L205 200L206 202H207ZM217 199V200H216ZM140 200V201H141ZM253 200V201H252ZM210 201V200H209ZM231 201H233L232 200V198H231ZM240 201H238V202H240ZM249 203H248V202ZM168 202H170V203H168ZM198 202V201H197ZM216 202V203H215ZM234 202V201H233ZM233 202H229L230 203V208H228V210H231L232 208L233 209H236V208H234V204L233 205H231ZM241 202H240V204H241ZM246 202V203H245ZM251 202V203H250ZM178 204V207H177V205H175V204ZM181 203V204H180ZM208 203V202H207ZM212 203V202H211ZM210 203V204H211ZM217 203H218V205L219 206H217ZM222 203H224V202H222ZM169 204V205H168ZM185 204L186 205V207H184L183 205ZM201 204V203H200ZM181 205H182V207H181ZM217 206V207H216ZM226 206H228V205H226ZM233 206V207H232ZM240 206V205H239ZM242 206V205H241ZM202 208V207H201ZM204 208V207H203ZM210 208V207H209ZM162 209H164L163 207L161 208V210ZM199 209V208H198ZM239 209V208H238ZM165 211H166V209H164ZM163 210V211H164ZM167 210V211H168ZM162 211V212H163ZM164 211V212H165ZM170 211H172V210H170ZM200 211V210H199ZM227 211V210H226ZM209 212V211H208ZM245 212H247V214L245 213ZM173 213V212H172ZM193 215V217H192V215ZM221 213V212H220ZM245 213V214H244ZM148 214V213H147ZM153 214V213H152ZM164 214H167L166 212L164 213ZM171 214V212H169V215ZM174 214V213H173ZM189 214L191 215V217L189 216ZM261 215L262 216V219H260V220H258V216L259 215ZM149 215H150V213H149ZM148 215V216H149ZM155 215H157V214H155ZM162 215V214H161ZM172 215V214H171ZM171 215H170V218H171ZM229 215V216H228ZM248 215V217H246V216ZM142 216H145V215H142ZM141 216V218L142 219H144V217H142ZM147 215H146V217H148ZM151 216V215H150ZM153 216V215H152ZM201 216H202V218H201ZM145 217V218H146ZM155 217V216H154ZM164 217H166V216H164ZM169 217V216H168ZM220 217H222V220L223 219H225V220H223V221H226L225 223L221 220V218ZM251 218L250 220H248L247 221V219L246 218ZM253 217V218H252ZM151 218V217H150ZM149 218V219H150ZM159 218V217H158ZM162 217H160V219H161ZM167 218V217H166ZM172 218H173V216H172ZM148 219V218H147ZM168 219V218H167ZM198 219V220H197ZM258 220V221H261V224L260 225H258L257 224V226L259 227V228H255V227H257V226H255L254 227V225H253V221L252 220ZM156 220V219H155ZM163 220H166V219H164L163 218ZM162 220V221H163ZM173 220V219H172ZM171 220V221H172ZM196 220V222H194ZM222 222H221V221ZM254 220V221H255ZM257 220H256V222H257ZM143 221H146V219L145 220H143ZM143 221H141L142 222V224H143ZM152 221V219L149 221V222H151ZM161 221V222H162ZM170 221V222H171ZM181 221V222H180ZM198 221V222H197ZM230 221V224L232 225V227H233V225L235 226L236 224H237V226L240 228V227H243V226H245V225H247V224H249V227H247V226H245L244 228H248L247 230H248V233L247 232H245V233H241V234H244L243 236H244V238L243 237H241L238 233V235L234 232V230L233 231H231V229H229V228H231L230 226H229V228L227 227L228 226V222ZM245 221H247L246 222V224L245 225H243L244 224V222ZM147 222V221H146ZM146 222H144L145 224H146ZM154 222V221H153ZM153 222L151 223V224H153ZM166 222V221H165ZM224 223V224H221V223ZM232 222V223H231ZM234 222H236V224H234ZM238 222H239V224H238ZM243 223V224H240V223ZM250 222H251V224H250ZM256 222H254L255 224H256ZM154 223H156V222H154ZM218 223V224H217ZM219 223H220V225H219ZM141 223L139 224V225H142ZM148 224H150V223H148ZM157 224V223H156ZM160 224V223H159ZM163 224V223H162ZM165 224V223H164ZM169 224V223H168ZM168 224H166V225H168ZM217 224V225H216ZM158 225V224H157ZM166 225H164V226H166ZM218 225L220 226V227H222V225H224L222 228H220V227H218ZM239 225H241V226H239ZM243 225V226H242ZM144 226H146V225H144ZM171 226V225H170ZM251 226H252V228H251ZM141 227H143V225L141 226ZM148 227V226H147ZM152 227V226H151ZM150 227V228H151ZM159 227H160V225H159ZM167 227V226H166ZM236 227V226H235ZM237 227V228H238ZM149 228V227H148ZM147 228V229H148ZM149 228V229H150ZM171 228V227H170ZM243 228V229H244ZM252 230H257L256 232H254L255 233V235H256V233H257V239H254L253 237L255 236H253L252 237V235L253 234H250V233H253V231L251 232V229ZM141 229V228H140ZM144 229V228H143ZM148 229V230H149ZM152 229V228H151ZM150 229V230H151ZM157 229V228H156ZM162 229V228H161ZM233 229V228H232ZM241 229V228H240ZM153 230H155V228L153 229ZM152 230V231H153ZM160 230V229H159ZM166 230H168V229H166ZM171 230H173V229H171ZM246 230V231H247ZM156 231V230H155ZM154 231V232H155ZM178 231V230H177ZM176 231V232H177ZM241 231H243L242 229H241ZM145 232H147V231H145ZM159 232V231H158ZM161 232H162V230H161ZM175 232V230L173 231V233ZM175 232V234H176V236H178L179 234H177ZM200 232H202V234H200ZM237 232V231H236ZM151 233V232H150ZM156 233H157V231H156ZM239 233H240V230H239ZM158 234V233H157ZM160 234V233H159ZM169 234H171L172 235V233L171 232H169ZM153 235H155V234H153ZM161 235V234H160ZM174 235V234H173ZM247 235V236H246ZM251 235V236H250ZM152 236V235H151ZM142 237H143V235H142ZM157 237V236H156ZM159 237V236H158ZM157 237V238H158ZM180 238H181V236H179ZM245 237H246V239H248V237L250 238L251 237V239L252 240H245ZM145 238H146V236H145ZM256 238V237H255ZM148 239H151L150 237L148 238ZM153 239V238H152ZM202 240L203 242L202 243H200V240ZM254 239V240H253ZM179 240V239H178ZM196 240H198V241H196ZM155 241V240H154ZM175 241V240H174ZM177 241V240H176ZM175 241V243H176V246H177V242ZM180 241V240H179ZM182 241H180V243H181ZM196 242H199V244H201V245H199L198 243L196 244ZM153 243V242H152ZM203 245V246H202ZM198 246H202L203 247V249H202V252H201V250L199 249L198 250ZM175 247V246H174ZM179 247V246H178ZM185 247V248H184ZM179 251L181 250V249H178ZM178 250H176V251H178ZM195 250H196V252H195ZM183 251V250H182ZM185 251V250H184ZM203 254V255H201L202 257L205 255V258H202V260H200L199 261V259L197 258L198 256H199V254H201V253ZM177 254V253H176ZM183 254V253H182ZM166 256H167V254H165ZM198 255V256H197ZM177 256V255H176ZM180 256H181V253H180ZM183 256V255H182ZM181 256V257H182ZM168 257H170V256H167V258H165V259H167L168 260ZM180 258V257H179ZM198 259V260H197ZM203 259H204V261H203ZM197 261H199V262H197ZM183 262H182V264H183ZM166 263H168V262H166ZM169 264V263H168ZM180 264V263H179Z\"/></svg>","mask_w":264,"mask_h":264}]
</instances>
